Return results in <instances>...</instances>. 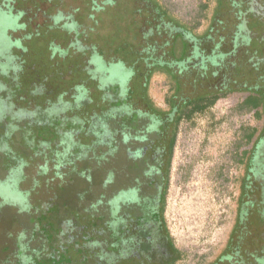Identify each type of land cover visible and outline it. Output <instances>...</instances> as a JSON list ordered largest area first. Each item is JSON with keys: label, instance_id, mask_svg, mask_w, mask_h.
<instances>
[{"label": "rangeland", "instance_id": "obj_1", "mask_svg": "<svg viewBox=\"0 0 264 264\" xmlns=\"http://www.w3.org/2000/svg\"><path fill=\"white\" fill-rule=\"evenodd\" d=\"M11 10L30 21L26 28L12 23L8 17L0 24V53L9 50L7 28L15 33L20 31L17 37L22 32L26 34L19 41L18 55L22 62L20 86L25 87L14 88L13 97L23 103L31 100L35 97L32 86L38 87L43 98L60 96L69 85L83 81L92 86L94 95L85 104V112L106 118L110 108H123L128 101L121 98L109 102L101 98L100 91L94 89V79L84 70L87 61L116 59L121 64L130 66L135 62L140 66L138 60H145L147 48L143 34L155 31L157 22L169 27L182 21L194 24L198 35L215 22L217 13L229 10V4L226 0H12ZM57 14H70L71 19L66 17L60 23L53 19ZM178 41L177 36L171 45L159 41V48L154 49L152 71L171 72L169 64L175 60L173 51L179 50ZM101 63L96 64L102 70L105 65ZM111 71L112 77H118L114 68ZM136 77L129 84L133 102L142 96L135 88L140 84L139 75ZM167 89L163 76L151 77L148 96L154 105H162ZM242 97L237 93L228 95L202 117L179 127L164 203L167 231L185 256V261L178 264L209 263L223 250L238 224L235 219L244 172L240 154L251 148L244 137L252 129L258 130L257 135L262 126L261 118L253 117L250 109H238ZM37 99L41 100V96ZM8 117L5 110L0 112V122ZM10 117L15 121V115ZM106 120L107 124H116L114 116ZM92 122L90 116L76 125L68 119H53L52 125L37 132L38 137H18L25 122L16 125L19 129L15 136L7 140L12 150L10 158L0 153V264L14 260L15 264H98L94 262L97 220L84 212L93 198L91 182L95 175H85L86 162H58L57 155L61 153L63 158L68 152L63 143L69 142L70 137L90 143V130L97 127ZM6 128H0V136ZM75 129L78 134L68 136ZM40 159L46 161L45 174L34 168L42 165ZM10 166L15 171L7 177L6 167ZM54 171H62L57 181L53 180ZM99 176L102 178L103 172ZM32 183L37 185H33V191ZM30 193L36 203L34 212L28 211ZM50 196L52 206L46 215L38 199L46 201ZM56 216L71 222L76 229L72 239L58 238ZM129 263L128 260L119 264Z\"/></svg>", "mask_w": 264, "mask_h": 264}, {"label": "flooded vegetation", "instance_id": "obj_2", "mask_svg": "<svg viewBox=\"0 0 264 264\" xmlns=\"http://www.w3.org/2000/svg\"><path fill=\"white\" fill-rule=\"evenodd\" d=\"M226 1L229 10L217 13L215 22L205 27L201 34H196L194 24L184 21L178 23L188 28L178 24L169 27L160 21L156 23L155 31L143 34L147 48L145 60H138L141 71L137 81L140 84L135 88L142 96L136 97V102L129 97L132 94L129 84L139 73L131 66L118 63L116 59L87 61L84 70L94 79V89L100 91L101 98L109 102L121 98L128 101L123 108H110L106 118L91 115L92 111L85 112V104L94 95L92 86L83 81L73 87L69 85L60 96L50 98H43L38 87L31 85L35 95L33 100L25 103L16 100L12 90L25 87L20 86L22 62L18 55L21 52L19 41L26 34L22 32L23 38L17 37L20 31L15 33L7 28V39L11 42L9 50L0 53V112L5 110L9 117L0 122V128L7 126L0 136V153L10 158L8 155L12 150H9L11 146L7 140L15 136L19 123L25 122L18 137H38V131L58 118L68 119L76 125L90 116L93 125L97 124L90 130V143L70 137L69 142L63 143L67 155L60 158L61 153H57L58 162H86L88 169L83 173L95 175L91 182L92 201L84 207V212L97 220L95 263L119 264L129 260V264H178L185 261L184 253L175 246L164 220L165 196L179 127L183 123H192L213 105L237 93L243 94L241 105L247 99L254 100L255 104L261 102L250 110L253 117L261 118L262 126L257 135L258 130L252 129V137L247 141L251 148L240 154L244 172L240 178L235 219L238 224L223 250L207 264H264V0ZM11 7L12 0H0V24L8 17L12 23L26 28L30 21L20 17ZM68 16L70 14H62L53 19L63 23L66 17L71 19ZM100 18L105 19L104 16ZM174 36L179 39V50L173 51L175 60L169 64L171 72L152 71L156 59L154 49L159 48V41L171 45L175 43ZM154 39L156 41L152 42ZM98 62H103L101 65L105 68L101 70ZM111 68L119 78L111 76ZM155 74L163 76L168 87L160 106L153 104L148 96V85L144 84L148 75L149 84ZM38 96L41 100H36ZM212 98H215L214 104L202 113H195L190 119H178L186 106L196 105L197 100L203 101L205 106ZM153 105L157 112H152ZM13 115L15 121L10 117ZM109 116L116 118L115 125L107 124ZM76 134L77 129L68 136ZM40 160L42 165L35 164L34 168L45 174L46 161ZM13 170V166L6 167L7 177ZM61 172L54 171L53 180L57 181ZM86 177V182L90 183L89 176ZM33 185L37 186L32 183V191ZM33 200L30 193L28 211L31 212L36 204ZM50 200L51 196L46 201L38 199L39 205L46 209V215L52 206ZM57 217L54 221L59 224L58 238L70 236L72 239L76 229L71 222ZM7 264H15V260Z\"/></svg>", "mask_w": 264, "mask_h": 264}, {"label": "trees", "instance_id": "obj_3", "mask_svg": "<svg viewBox=\"0 0 264 264\" xmlns=\"http://www.w3.org/2000/svg\"><path fill=\"white\" fill-rule=\"evenodd\" d=\"M133 64L134 65H130L131 67H132V70L135 72L136 71V73H139L138 75H139V78H140V66H138L137 65V63H135V62H133ZM143 68V67H142ZM149 78H150V75H148L146 78H145V86H147L148 85V80H149ZM146 90V89H145ZM214 100H215V98H212L210 101H209V103L208 104H206L205 106H203V101H199V100H197V102H196V105H194V106H189V107H185L182 111H181V115H178V119L180 118H184L185 117V119H190V118H192V116L195 114V113H202L208 106H212L213 104H214ZM258 102V101H257ZM256 102V104H258ZM192 103V102H191ZM256 104H255V101L254 100H252V99H247L238 109H240V110H249V109H251V108H253V107H256ZM151 110H152V112H157V109L154 107V105H153V107H151ZM252 134L253 133H248V134H246L245 136L246 137H244V140L246 139V142L248 141V139H250L251 137H252Z\"/></svg>", "mask_w": 264, "mask_h": 264}]
</instances>
